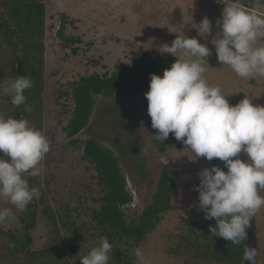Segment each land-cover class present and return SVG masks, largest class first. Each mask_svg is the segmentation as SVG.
<instances>
[{
    "label": "rangeland",
    "instance_id": "rangeland-1",
    "mask_svg": "<svg viewBox=\"0 0 264 264\" xmlns=\"http://www.w3.org/2000/svg\"><path fill=\"white\" fill-rule=\"evenodd\" d=\"M6 1L0 0V83L14 80L11 65L15 58L32 53L35 45L42 43L43 102L39 110L36 103L28 102L29 115L26 110H20L18 117L44 132L52 147L42 161V174L25 175L30 187L39 189V199H34L23 212L0 200V208H12L18 220L16 224L0 225V264H80V258L106 237L93 219L103 195L95 179L96 170L69 145L70 139L64 131L74 110L71 92L81 78L94 74L110 76L118 65L131 63L139 49L154 58H175L162 54L160 47L170 46L177 35L199 39L192 24L207 17L213 25L212 36L200 42L206 43L212 53L207 58L209 65H205L208 84L219 87L232 106L247 96L254 106L264 107V78H239L218 62L211 44L213 36L220 31L216 22L222 17L224 0H45V34L41 40H22L7 33L2 23L10 25V29L15 27L8 17ZM240 3L244 5L243 0ZM63 17H67L64 36L74 41L58 37ZM28 45L30 48L26 49ZM122 107L131 111L133 130L117 118ZM15 108L10 97L0 96V116L16 118ZM148 128L142 97L100 96L88 128L79 137L98 140L119 158L133 197L132 204L125 209L130 221H139L152 202L164 167L177 173L172 209L138 247L143 250L147 264H222L204 246L205 239L201 237L204 221L198 210L199 194L194 190L200 183L198 173L211 166L205 158L190 159L186 146L171 134L166 147L170 164H161L162 152ZM146 146L149 155L144 156L141 149ZM0 158H6L2 152ZM240 158L247 159L243 154ZM32 207L36 217L34 228L28 231L32 243L23 249L26 231L19 218ZM194 231L200 236L199 248ZM255 234L259 249L256 264H264V208L255 215ZM112 245L109 264H138L136 248Z\"/></svg>",
    "mask_w": 264,
    "mask_h": 264
},
{
    "label": "clouds",
    "instance_id": "clouds-1",
    "mask_svg": "<svg viewBox=\"0 0 264 264\" xmlns=\"http://www.w3.org/2000/svg\"><path fill=\"white\" fill-rule=\"evenodd\" d=\"M222 17L217 19L220 31L211 39L218 62L231 69L239 78H264V4L256 0L255 6L246 8L240 0H224ZM192 28L198 38L178 36L169 46L159 51L176 58L163 76L151 74L148 115L157 134L154 140L164 142L171 135L181 141L191 153L193 161L218 159L224 168L213 165L198 173V210L208 221L214 237L240 245L248 240V229L256 213L264 208V107L254 106L247 96L232 106L219 87L210 86L205 79L207 58L212 54L206 43L212 36L213 25L205 17ZM33 87L29 77L21 76L0 83V96H8L15 107L26 104L25 90ZM49 137L30 126L27 119L0 116V200L23 212L40 191L30 187L25 175L42 174V161L50 152ZM144 156L149 148L141 149ZM243 154L247 159H241ZM160 163L168 166L167 152ZM18 223L12 208H0V225ZM138 264H147L141 248H136ZM113 245L107 237L80 264H109ZM257 250L248 245L243 260L256 264Z\"/></svg>",
    "mask_w": 264,
    "mask_h": 264
},
{
    "label": "trees",
    "instance_id": "trees-1",
    "mask_svg": "<svg viewBox=\"0 0 264 264\" xmlns=\"http://www.w3.org/2000/svg\"><path fill=\"white\" fill-rule=\"evenodd\" d=\"M243 2L244 6L250 9L255 6L256 0H243ZM262 4H264V0H262ZM6 6L8 17L11 18L12 25L15 27V29H10V25L2 23L7 33L22 40H41L44 37L45 0H7ZM66 21L67 17H63L58 37L66 41H74L73 39H66L64 36ZM27 48H30V46L28 45ZM36 52L40 54H36ZM175 60V58H162L161 56L154 58L149 52L139 49L134 54L131 63L118 65L116 72L112 75L100 76L94 74L83 77L74 84L72 89L71 98L74 110L64 131L70 139L69 145L79 151L82 154V159L89 162L96 170L95 179H97V184L101 187L103 195L101 207L99 210L94 211L93 219L102 228L104 235L111 244L139 247L157 227L163 215L172 209L171 196L177 184V173L164 167L152 202L142 212L139 221H130L125 209L132 204L133 197L127 188L126 175L123 172L119 158L112 149L98 140L79 137V135L88 128L98 97H142L148 129L154 140L153 135H156L157 132L151 127V117L148 115L149 102L145 93L149 91L151 74L162 77L164 70L170 68ZM44 69V50L40 42L35 45L32 53H24L20 58H15L11 65L13 79L21 76L31 79L33 87L25 90L24 94L27 97L26 104L28 102L36 103L38 107L36 110L41 108L43 102L41 87ZM30 90H33V92ZM24 107L25 105H21L15 108L17 119H19L20 110H25ZM119 111L118 120H123L126 126L133 130L134 122L131 111L123 107L119 108ZM25 113L29 115L28 111H25ZM154 142L160 152L166 151L167 140L164 142L154 140ZM207 162L211 167L216 165L224 168L223 162L218 159ZM224 170L227 171L226 168ZM200 213L204 221L201 237L205 239L204 246L211 256L222 264H243L246 240L240 245H232L230 241L212 236L209 232V226L215 227L216 221H208L204 218V213ZM19 222L25 225L26 233L24 234L22 248L27 249L32 243V237L28 231L33 229L36 224L33 207L29 208V213L19 218ZM190 233H193V230ZM194 234L198 237L197 231H194ZM6 235L10 236L8 233ZM199 237L195 239V242H199ZM58 239L63 240L60 236ZM198 245L199 248L201 244L198 243ZM198 253L197 250L196 256H199ZM207 258L208 255L205 254V259Z\"/></svg>",
    "mask_w": 264,
    "mask_h": 264
},
{
    "label": "water",
    "instance_id": "water-1",
    "mask_svg": "<svg viewBox=\"0 0 264 264\" xmlns=\"http://www.w3.org/2000/svg\"><path fill=\"white\" fill-rule=\"evenodd\" d=\"M249 246L250 248H254L257 250L258 253V242H257V238H256V234H255V217L253 218V220L250 223V227L248 229V240L246 242V246ZM243 264H251V262L249 261H243Z\"/></svg>",
    "mask_w": 264,
    "mask_h": 264
}]
</instances>
